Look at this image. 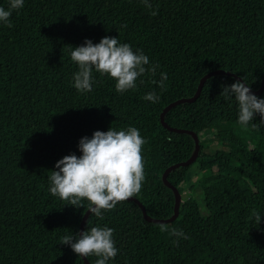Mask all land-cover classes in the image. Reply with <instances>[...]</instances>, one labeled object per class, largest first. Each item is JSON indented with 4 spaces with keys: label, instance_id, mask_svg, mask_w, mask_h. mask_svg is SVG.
<instances>
[{
    "label": "trees",
    "instance_id": "trees-1",
    "mask_svg": "<svg viewBox=\"0 0 264 264\" xmlns=\"http://www.w3.org/2000/svg\"><path fill=\"white\" fill-rule=\"evenodd\" d=\"M24 0L12 11V27L0 22V264H85L65 235L78 238L83 207L50 191L55 163L80 156L82 137L94 131L138 129L145 179L137 197L156 218L173 212L165 168L187 159L193 137L162 125L160 111L194 94L200 78L225 69L257 89L264 76V0ZM9 0H0L7 10ZM155 11L156 15H151ZM127 27H122V25ZM117 37L149 58L136 87L123 93L93 70L92 91L73 86L78 71L71 46ZM161 73L167 75L159 87ZM232 74L209 76L193 101L165 113L175 127L193 130L200 151L169 171L181 192L179 213L168 222L148 221L126 199L103 220L89 214L84 231L109 227L118 253L106 264H264V122L246 126L238 104L225 100ZM241 82V81H240ZM155 92V103L144 99ZM264 98V88L252 93ZM255 125V126H253ZM191 169L193 172L191 173ZM186 191V192H184ZM260 214L255 223L252 213ZM169 230H182L187 239ZM178 241V243H176ZM91 264L99 259L87 257Z\"/></svg>",
    "mask_w": 264,
    "mask_h": 264
},
{
    "label": "clouds",
    "instance_id": "clouds-1",
    "mask_svg": "<svg viewBox=\"0 0 264 264\" xmlns=\"http://www.w3.org/2000/svg\"><path fill=\"white\" fill-rule=\"evenodd\" d=\"M146 7H151L148 0H143ZM24 0H9L8 8L0 7V22L12 27L10 16L13 10L20 9ZM156 15V12H151ZM127 27V25H122ZM70 58L78 65L73 74L74 88L83 93L92 91L93 70L101 76L107 75L115 81V90L123 93L136 87L138 77L150 72L155 75L156 67L149 65V58L140 50L134 51L127 43H120L117 37H102L99 43L85 40L84 45L70 48ZM167 75L161 73L159 87L165 88ZM220 95L228 100L232 97L238 104V123L242 126L253 121L259 114L264 122V98L252 94L245 83L236 81L225 85ZM144 99L153 103L159 100L155 92L145 95ZM255 126V125H253ZM145 144L138 129L129 127L126 131L96 130L91 138L82 137L78 148L81 155L63 156L56 161L50 180V193L75 207H83L82 201L88 202V211L103 220V211L111 210L122 202L138 194L145 179L142 146ZM255 223L260 222V214L252 213ZM113 229L92 227L83 231L78 238L65 235L60 243L69 245L79 257L95 255L99 257L95 264H106L118 253L113 240ZM160 231H171L178 238L187 239L182 230H169L160 225ZM178 243V241H176Z\"/></svg>",
    "mask_w": 264,
    "mask_h": 264
},
{
    "label": "water",
    "instance_id": "water-1",
    "mask_svg": "<svg viewBox=\"0 0 264 264\" xmlns=\"http://www.w3.org/2000/svg\"><path fill=\"white\" fill-rule=\"evenodd\" d=\"M216 73L232 74L239 81H241L242 83H245V86L250 88L251 93H259L264 88V76L262 78L260 86L257 89H254V88H251L250 86H248V84L241 77L237 76L234 73H231L228 70H225V69H213V70H210V71L206 72L200 78L199 83L197 85V88H196V91L194 92V94H192L191 96H188V97H180V98H177L175 100H172L171 102H169L168 104H166L162 108V110L160 111V120H161L162 125L167 127V128H169L170 130H177V131L189 133L193 137V140H194V150H193L192 154L187 159H185L183 161H180V162L173 163V164L167 166L165 168V170L163 171V174H162L163 182H164V184L166 186H168L169 188L172 189L173 194H174V207H173V212L170 215H168L166 217H160V218L153 217V216L149 215L146 212L144 205L142 204V202L137 197L133 196V197L128 198L129 200H133V201H135L136 203L139 204V206L141 208V211H142L143 217L146 220H148V221H152V222L153 221H156V222H168V221H171V220H173L174 218H176L178 216L179 205H180V202H181V199H182L181 192L179 191V189H178V187L176 185H174L172 182L169 181L168 173H169L170 170H172V169H174L176 167L184 166V165H187V164L191 163L196 158L198 152L200 151V141H199L198 135L191 129L180 128V127H175V126L170 125L165 119V113L171 107H173L174 105H176L178 103L195 100L198 97V95L200 94V91L202 89L204 81L209 76H211L213 74H216ZM89 214H90V211H88V208H87L85 210L84 214L82 215V218H81V221H80L79 235L84 231V226H85V223H86V220H87ZM82 258H83L85 264H91V262L88 260V258H86V257H82Z\"/></svg>",
    "mask_w": 264,
    "mask_h": 264
},
{
    "label": "rangeland",
    "instance_id": "rangeland-1",
    "mask_svg": "<svg viewBox=\"0 0 264 264\" xmlns=\"http://www.w3.org/2000/svg\"><path fill=\"white\" fill-rule=\"evenodd\" d=\"M193 172V169H191V173ZM184 192H186V191H184Z\"/></svg>",
    "mask_w": 264,
    "mask_h": 264
}]
</instances>
